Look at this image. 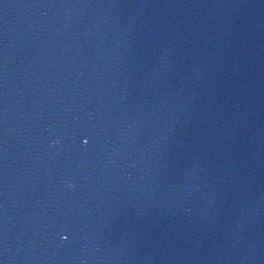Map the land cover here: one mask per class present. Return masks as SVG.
Masks as SVG:
<instances>
[{"label":"water","instance_id":"obj_1","mask_svg":"<svg viewBox=\"0 0 264 264\" xmlns=\"http://www.w3.org/2000/svg\"><path fill=\"white\" fill-rule=\"evenodd\" d=\"M0 264H264V0H0Z\"/></svg>","mask_w":264,"mask_h":264}]
</instances>
